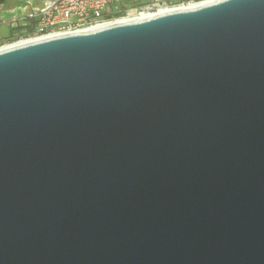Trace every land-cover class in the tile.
<instances>
[{
    "label": "water",
    "instance_id": "water-1",
    "mask_svg": "<svg viewBox=\"0 0 264 264\" xmlns=\"http://www.w3.org/2000/svg\"><path fill=\"white\" fill-rule=\"evenodd\" d=\"M0 264H264V0L0 53Z\"/></svg>",
    "mask_w": 264,
    "mask_h": 264
},
{
    "label": "built area",
    "instance_id": "built-area-1",
    "mask_svg": "<svg viewBox=\"0 0 264 264\" xmlns=\"http://www.w3.org/2000/svg\"><path fill=\"white\" fill-rule=\"evenodd\" d=\"M136 0H44L41 5L27 7L23 16L14 17L9 25L24 32L22 38H37L52 33L76 31L110 23L130 11L154 13L161 8H174L207 0H141V5H130ZM5 44V43H4Z\"/></svg>",
    "mask_w": 264,
    "mask_h": 264
},
{
    "label": "bare ground",
    "instance_id": "bare-ground-1",
    "mask_svg": "<svg viewBox=\"0 0 264 264\" xmlns=\"http://www.w3.org/2000/svg\"><path fill=\"white\" fill-rule=\"evenodd\" d=\"M222 1H225V0H207V1L199 2V3H191L189 5L179 6V7H174V8H161L157 12H154V13H148V12L137 13L135 11H130L128 12L126 16L119 18L116 21H112L110 23L101 24V25H97V26L89 27V28H83V29H79L76 31H65V32H60V33H52L50 35H45V36L37 37V38H22L21 40H18L12 43H5L0 46V53L13 50L16 48H20V47H23V46H26V45H29L35 42H39L42 40L50 39V38L72 35V34L92 33V32H97V31L105 30L108 28L116 27V26L139 23V22L147 21L153 18H157V17H161V16L173 14V13L198 10V9H201L207 6H211L213 4H217Z\"/></svg>",
    "mask_w": 264,
    "mask_h": 264
},
{
    "label": "rangeland",
    "instance_id": "rangeland-1",
    "mask_svg": "<svg viewBox=\"0 0 264 264\" xmlns=\"http://www.w3.org/2000/svg\"><path fill=\"white\" fill-rule=\"evenodd\" d=\"M31 0H17L16 2L10 4L7 7H3L5 4H7L8 0H5L3 4L0 5V22H6L9 23V21L14 18H20L23 16V10L28 7V2ZM142 1L141 0H136L135 2L131 3L130 5H141ZM5 29H0V35L2 34L1 32L4 31ZM15 39H10L7 40V42L0 43V46L3 45L4 43H10L11 41L16 40Z\"/></svg>",
    "mask_w": 264,
    "mask_h": 264
},
{
    "label": "crops",
    "instance_id": "crops-1",
    "mask_svg": "<svg viewBox=\"0 0 264 264\" xmlns=\"http://www.w3.org/2000/svg\"><path fill=\"white\" fill-rule=\"evenodd\" d=\"M17 0H8L7 4H5L3 7H7V5L9 6L10 4L16 2ZM44 0H31L28 2V7L31 6H36V5H41L43 3ZM26 9L23 10V14L25 12ZM5 29L4 31H2L1 35H0V43L2 42H7V40L10 39H15L17 38L19 35H21L24 32V29L19 26V28L15 29L13 28L11 25H9L6 22H0V29Z\"/></svg>",
    "mask_w": 264,
    "mask_h": 264
},
{
    "label": "trees",
    "instance_id": "trees-1",
    "mask_svg": "<svg viewBox=\"0 0 264 264\" xmlns=\"http://www.w3.org/2000/svg\"><path fill=\"white\" fill-rule=\"evenodd\" d=\"M5 2V0H0V5L3 4Z\"/></svg>",
    "mask_w": 264,
    "mask_h": 264
},
{
    "label": "flooded vegetation",
    "instance_id": "flooded-vegetation-1",
    "mask_svg": "<svg viewBox=\"0 0 264 264\" xmlns=\"http://www.w3.org/2000/svg\"><path fill=\"white\" fill-rule=\"evenodd\" d=\"M2 43V42H1Z\"/></svg>",
    "mask_w": 264,
    "mask_h": 264
}]
</instances>
